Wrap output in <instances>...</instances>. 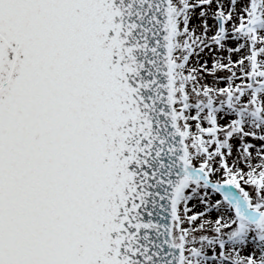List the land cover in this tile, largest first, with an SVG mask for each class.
Here are the masks:
<instances>
[{
  "label": "snow or ice",
  "instance_id": "1",
  "mask_svg": "<svg viewBox=\"0 0 264 264\" xmlns=\"http://www.w3.org/2000/svg\"><path fill=\"white\" fill-rule=\"evenodd\" d=\"M0 264H264V0H0Z\"/></svg>",
  "mask_w": 264,
  "mask_h": 264
},
{
  "label": "rangeland",
  "instance_id": "2",
  "mask_svg": "<svg viewBox=\"0 0 264 264\" xmlns=\"http://www.w3.org/2000/svg\"><path fill=\"white\" fill-rule=\"evenodd\" d=\"M195 22V21H194Z\"/></svg>",
  "mask_w": 264,
  "mask_h": 264
}]
</instances>
